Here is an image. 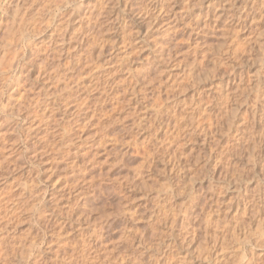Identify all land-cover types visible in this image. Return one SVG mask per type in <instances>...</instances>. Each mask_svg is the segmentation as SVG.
Wrapping results in <instances>:
<instances>
[{"label": "rangeland", "instance_id": "obj_1", "mask_svg": "<svg viewBox=\"0 0 264 264\" xmlns=\"http://www.w3.org/2000/svg\"><path fill=\"white\" fill-rule=\"evenodd\" d=\"M0 264H264V0H0Z\"/></svg>", "mask_w": 264, "mask_h": 264}]
</instances>
